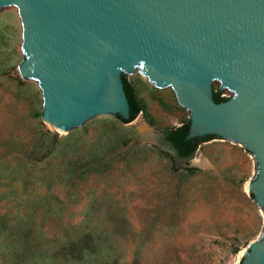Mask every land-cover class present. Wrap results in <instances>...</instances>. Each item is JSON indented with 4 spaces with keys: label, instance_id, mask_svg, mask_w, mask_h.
Wrapping results in <instances>:
<instances>
[{
    "label": "rangeland",
    "instance_id": "374dc122",
    "mask_svg": "<svg viewBox=\"0 0 264 264\" xmlns=\"http://www.w3.org/2000/svg\"><path fill=\"white\" fill-rule=\"evenodd\" d=\"M17 12L0 21V264H238L261 236L264 213L248 194L255 160L214 138L200 153L218 171L175 167V156L136 139L143 121L167 133L190 119L172 89L124 74L140 107L124 124L99 116L70 133L42 120L38 84ZM220 88L213 82L214 91ZM228 90H222L226 93ZM230 98L233 93H229Z\"/></svg>",
    "mask_w": 264,
    "mask_h": 264
},
{
    "label": "water",
    "instance_id": "95a60500",
    "mask_svg": "<svg viewBox=\"0 0 264 264\" xmlns=\"http://www.w3.org/2000/svg\"><path fill=\"white\" fill-rule=\"evenodd\" d=\"M17 11L20 74L38 84L46 124L70 133L99 116L128 121L123 75L139 69L190 112L187 140L215 136L253 156L248 194L264 213V0H0V21ZM213 82L233 97L216 103ZM136 129L175 167L217 171L201 153L185 166L168 132ZM238 264H264V227Z\"/></svg>",
    "mask_w": 264,
    "mask_h": 264
},
{
    "label": "trees",
    "instance_id": "16d2710c",
    "mask_svg": "<svg viewBox=\"0 0 264 264\" xmlns=\"http://www.w3.org/2000/svg\"><path fill=\"white\" fill-rule=\"evenodd\" d=\"M123 83H124V89L126 91V94H127V97L130 103L131 117L128 121L122 120L120 117H117V118L121 120L123 123L128 124V123L133 122L137 118L141 110L135 98V95L133 93V90L131 88V85L125 76H123ZM214 100L216 103H221L225 101L226 99L221 97V92H215ZM189 129H190V120L186 123H183L180 127L170 130L166 134V140L173 145V147L178 151L181 157H185V158L193 156L198 146L203 141H206V140H200V139L199 140L197 139L187 140L186 137L189 133ZM214 138L215 136H208L207 138H204V139L211 140ZM4 232H5V229L0 228V236H2ZM0 253L2 254L3 258H8V259L13 258L14 253H15L13 244L9 242L8 240L0 243Z\"/></svg>",
    "mask_w": 264,
    "mask_h": 264
},
{
    "label": "flooded vegetation",
    "instance_id": "af4514ba",
    "mask_svg": "<svg viewBox=\"0 0 264 264\" xmlns=\"http://www.w3.org/2000/svg\"><path fill=\"white\" fill-rule=\"evenodd\" d=\"M226 100H228V99H226ZM225 100V101H226ZM208 136H204V137H200V138H196L197 140H206V141H203V142H208V141H210V140H207V139H204V138H207ZM165 140H166V135H165ZM212 140V139H211ZM167 141V140H166ZM168 142V141H167ZM177 151V150H176ZM178 152V151H177ZM178 156L179 157H181L180 155H179V153H178ZM192 156H190V157H186V158H191ZM181 158H185V157H181Z\"/></svg>",
    "mask_w": 264,
    "mask_h": 264
},
{
    "label": "built area",
    "instance_id": "2783aa9c",
    "mask_svg": "<svg viewBox=\"0 0 264 264\" xmlns=\"http://www.w3.org/2000/svg\"><path fill=\"white\" fill-rule=\"evenodd\" d=\"M215 92H217V91H215ZM229 93H230L229 91H227L226 93H221V97H225V98L229 99L231 96V95H229Z\"/></svg>",
    "mask_w": 264,
    "mask_h": 264
}]
</instances>
